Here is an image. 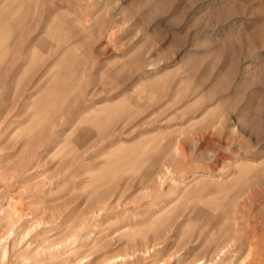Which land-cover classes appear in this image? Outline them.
Listing matches in <instances>:
<instances>
[{
	"label": "rangeland",
	"instance_id": "374dc122",
	"mask_svg": "<svg viewBox=\"0 0 264 264\" xmlns=\"http://www.w3.org/2000/svg\"><path fill=\"white\" fill-rule=\"evenodd\" d=\"M0 264H264V0H0Z\"/></svg>",
	"mask_w": 264,
	"mask_h": 264
},
{
	"label": "bare ground",
	"instance_id": "6f19581e",
	"mask_svg": "<svg viewBox=\"0 0 264 264\" xmlns=\"http://www.w3.org/2000/svg\"><path fill=\"white\" fill-rule=\"evenodd\" d=\"M8 4V3H7ZM8 6V5H7ZM6 8H9V7H6ZM11 8V7H10ZM24 19V18H23Z\"/></svg>",
	"mask_w": 264,
	"mask_h": 264
}]
</instances>
